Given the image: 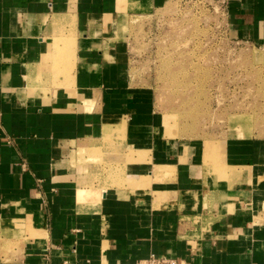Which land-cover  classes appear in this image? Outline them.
I'll use <instances>...</instances> for the list:
<instances>
[{"label": "crops", "instance_id": "0c3cea01", "mask_svg": "<svg viewBox=\"0 0 264 264\" xmlns=\"http://www.w3.org/2000/svg\"><path fill=\"white\" fill-rule=\"evenodd\" d=\"M225 1L264 60V0ZM171 2L0 0V264H264V137L179 135L131 76Z\"/></svg>", "mask_w": 264, "mask_h": 264}, {"label": "rangeland", "instance_id": "374dc122", "mask_svg": "<svg viewBox=\"0 0 264 264\" xmlns=\"http://www.w3.org/2000/svg\"><path fill=\"white\" fill-rule=\"evenodd\" d=\"M225 0H172L129 20L131 76L186 137H264V60L236 38ZM174 133V132H173ZM108 167V178H122Z\"/></svg>", "mask_w": 264, "mask_h": 264}, {"label": "built area", "instance_id": "2783aa9c", "mask_svg": "<svg viewBox=\"0 0 264 264\" xmlns=\"http://www.w3.org/2000/svg\"><path fill=\"white\" fill-rule=\"evenodd\" d=\"M103 264H181L180 261L175 258L168 257L165 255L150 254L145 258L137 259L133 262H114V263H103Z\"/></svg>", "mask_w": 264, "mask_h": 264}]
</instances>
